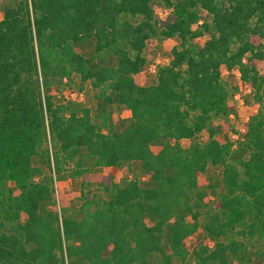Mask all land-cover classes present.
<instances>
[{
    "label": "trees",
    "instance_id": "trees-1",
    "mask_svg": "<svg viewBox=\"0 0 264 264\" xmlns=\"http://www.w3.org/2000/svg\"><path fill=\"white\" fill-rule=\"evenodd\" d=\"M163 1L164 17L153 0H12L5 7L0 264H251L256 257L264 264V0ZM174 36L180 42L154 83L141 84L147 41ZM86 43L88 55L79 50ZM233 68L259 105L240 141L221 124L237 110V88L222 78ZM72 76L95 90L99 124L90 108L55 101L53 83ZM113 104L131 117L121 130L106 110ZM132 161L148 181L107 173L96 190L86 189L90 166ZM209 166L221 167L213 205L199 184ZM65 172L81 179L71 215L48 207L54 179ZM200 220L212 244L189 251L183 242Z\"/></svg>",
    "mask_w": 264,
    "mask_h": 264
},
{
    "label": "rangeland",
    "instance_id": "rangeland-1",
    "mask_svg": "<svg viewBox=\"0 0 264 264\" xmlns=\"http://www.w3.org/2000/svg\"><path fill=\"white\" fill-rule=\"evenodd\" d=\"M11 3L12 0H0V19L3 16L5 7ZM152 5L155 8V15L157 17H164L167 14L168 9L163 0H153ZM208 37L209 35H205L198 41L201 42ZM179 42L180 40L176 36L171 38L153 37L147 41L144 48L146 63L138 76V80L141 84L149 85L154 83L156 75L148 70V66L150 64H156V66H159L167 63L171 48L178 45ZM79 50L84 55H88L92 50V43H86L81 49L79 48ZM262 70L264 72V67ZM222 78L231 90L237 88L232 98L237 106V110L236 113H232L234 117L228 116L224 120H221V124L223 129L227 131V134L228 131H232L233 139H235L233 135L237 133L238 137L235 140L240 141L242 138L238 133V128L243 126L242 123L247 120L251 111H257L259 109V105L254 103L253 93L249 90V87H244L239 84V74L236 68L224 70L222 72ZM53 88L56 102L70 101L73 106L88 107L91 110L93 120L98 124L100 123L98 105L94 97L95 90L91 87L89 81L81 82L78 77L72 76L70 80L67 78H63L61 81L56 80L53 83ZM236 94H238V98L234 97ZM106 110L110 113V119L112 120L113 128L115 130H121L123 127L130 124V114L123 106L113 104L107 106ZM217 138L223 142L224 133L220 132L217 135ZM198 140L200 142L205 141V135L201 134L198 137ZM180 143L183 147H187L190 140L182 139ZM234 143L235 145L232 146V149L236 148V141ZM89 166L90 165H88V167ZM220 170V166H209L206 174L199 176L200 187L206 190V202L208 205L214 204V191L220 190ZM107 173H112L115 179L119 182L122 180H132L136 177L144 182L149 180V176L142 173L138 161L130 162L128 167L125 164L120 167L90 166L87 173L86 189L96 190L98 182L101 180L102 176ZM53 177H55L54 174ZM80 182V178L70 177L67 175V172H65L62 177L54 179V197L48 204V207L57 210L59 215L64 214L65 212L68 215H71L73 213V208L80 203ZM210 183L215 185L216 188H211L209 186ZM200 241L206 242L209 245L212 244L210 240H207V237L204 234L202 220H200L199 227L195 234L188 236L183 244L185 248L191 251ZM251 264H262V260L259 259V257H256L252 260Z\"/></svg>",
    "mask_w": 264,
    "mask_h": 264
},
{
    "label": "built area",
    "instance_id": "built-area-1",
    "mask_svg": "<svg viewBox=\"0 0 264 264\" xmlns=\"http://www.w3.org/2000/svg\"><path fill=\"white\" fill-rule=\"evenodd\" d=\"M148 70L152 73V74H156V72H157V66H156V64H150L149 66H148ZM235 98H238L239 96H238V94H236L235 96H234ZM229 117H234L233 116V114L231 113L230 115H229ZM242 131H244V129L241 127V128H238V133H241ZM233 137L234 138H237L238 137V135H237V133H235L234 135H233Z\"/></svg>",
    "mask_w": 264,
    "mask_h": 264
}]
</instances>
